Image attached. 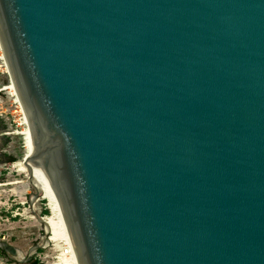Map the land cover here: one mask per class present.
I'll list each match as a JSON object with an SVG mask.
<instances>
[{
  "label": "water",
  "instance_id": "95a60500",
  "mask_svg": "<svg viewBox=\"0 0 264 264\" xmlns=\"http://www.w3.org/2000/svg\"><path fill=\"white\" fill-rule=\"evenodd\" d=\"M0 52L77 264H264V0H0Z\"/></svg>",
  "mask_w": 264,
  "mask_h": 264
},
{
  "label": "rangeland",
  "instance_id": "374dc122",
  "mask_svg": "<svg viewBox=\"0 0 264 264\" xmlns=\"http://www.w3.org/2000/svg\"><path fill=\"white\" fill-rule=\"evenodd\" d=\"M8 85L0 52V241L15 247L24 256L30 247L48 236L45 225L37 218L47 217L50 211L48 202L30 186L28 174L21 170L25 125L10 90L4 89ZM64 250L61 243H45L22 264H68ZM0 264L18 263L3 254Z\"/></svg>",
  "mask_w": 264,
  "mask_h": 264
},
{
  "label": "bare ground",
  "instance_id": "6f19581e",
  "mask_svg": "<svg viewBox=\"0 0 264 264\" xmlns=\"http://www.w3.org/2000/svg\"><path fill=\"white\" fill-rule=\"evenodd\" d=\"M4 89L6 90H10L11 95L14 98V102L18 105V107L20 108V112L21 111V107L19 104V100L15 91V88L13 86V84H10L6 87H4ZM23 115V114H22ZM23 124L25 125V121L24 118L22 119ZM24 140H25V155L28 154L29 151H31V143H30V139H29V135L27 132V128L25 125L24 128ZM21 170H23L25 173H27V169L25 167H21ZM31 171L33 172V177L32 180L35 184H37V186L39 187V190L41 191V195L42 198L44 200H46L48 202V209L50 211L49 215L47 217L43 218L44 221V225L46 227L47 230V239L46 242L47 244L49 243H55V244H63L64 246V250L66 252V254H68L67 257V263L68 264H77L75 255H74V251H73V247L71 245V242L69 240V237L64 229L61 217L59 215V209L57 207V203L55 201V197L53 196V193L51 192V189L49 187V185L47 184V182L40 177L38 174H36L33 170V167H31Z\"/></svg>",
  "mask_w": 264,
  "mask_h": 264
},
{
  "label": "trees",
  "instance_id": "16d2710c",
  "mask_svg": "<svg viewBox=\"0 0 264 264\" xmlns=\"http://www.w3.org/2000/svg\"><path fill=\"white\" fill-rule=\"evenodd\" d=\"M3 256V253L0 251V257H2ZM33 264H35V263H33Z\"/></svg>",
  "mask_w": 264,
  "mask_h": 264
}]
</instances>
